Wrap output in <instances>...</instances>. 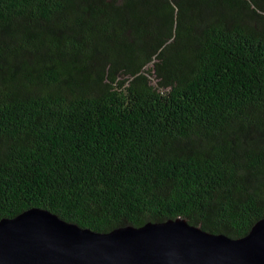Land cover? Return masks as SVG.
Here are the masks:
<instances>
[{"label": "trees", "instance_id": "16d2710c", "mask_svg": "<svg viewBox=\"0 0 264 264\" xmlns=\"http://www.w3.org/2000/svg\"><path fill=\"white\" fill-rule=\"evenodd\" d=\"M95 231L264 217V0H0V219Z\"/></svg>", "mask_w": 264, "mask_h": 264}, {"label": "water", "instance_id": "95a60500", "mask_svg": "<svg viewBox=\"0 0 264 264\" xmlns=\"http://www.w3.org/2000/svg\"><path fill=\"white\" fill-rule=\"evenodd\" d=\"M0 264H264V217L240 237L180 218L102 232L32 207L0 219Z\"/></svg>", "mask_w": 264, "mask_h": 264}]
</instances>
